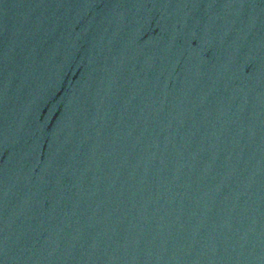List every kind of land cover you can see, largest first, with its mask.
I'll use <instances>...</instances> for the list:
<instances>
[{
	"label": "water",
	"instance_id": "obj_1",
	"mask_svg": "<svg viewBox=\"0 0 264 264\" xmlns=\"http://www.w3.org/2000/svg\"><path fill=\"white\" fill-rule=\"evenodd\" d=\"M0 264H264V0H0Z\"/></svg>",
	"mask_w": 264,
	"mask_h": 264
}]
</instances>
